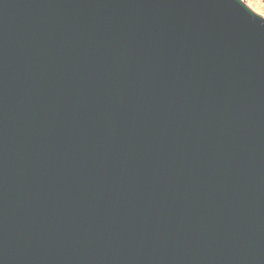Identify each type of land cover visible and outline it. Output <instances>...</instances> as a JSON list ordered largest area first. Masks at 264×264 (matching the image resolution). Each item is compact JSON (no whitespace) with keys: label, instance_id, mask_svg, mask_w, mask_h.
<instances>
[{"label":"water","instance_id":"obj_1","mask_svg":"<svg viewBox=\"0 0 264 264\" xmlns=\"http://www.w3.org/2000/svg\"><path fill=\"white\" fill-rule=\"evenodd\" d=\"M0 264H264V17L0 0Z\"/></svg>","mask_w":264,"mask_h":264},{"label":"rangeland","instance_id":"obj_2","mask_svg":"<svg viewBox=\"0 0 264 264\" xmlns=\"http://www.w3.org/2000/svg\"><path fill=\"white\" fill-rule=\"evenodd\" d=\"M253 11H255L256 13L260 14L261 16L264 17V8L263 9H258L255 7V5L252 4V2L250 0H243Z\"/></svg>","mask_w":264,"mask_h":264},{"label":"crops","instance_id":"obj_3","mask_svg":"<svg viewBox=\"0 0 264 264\" xmlns=\"http://www.w3.org/2000/svg\"><path fill=\"white\" fill-rule=\"evenodd\" d=\"M250 1L252 2L253 5H255L256 8L260 10L264 8V0H250Z\"/></svg>","mask_w":264,"mask_h":264}]
</instances>
